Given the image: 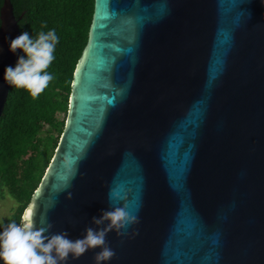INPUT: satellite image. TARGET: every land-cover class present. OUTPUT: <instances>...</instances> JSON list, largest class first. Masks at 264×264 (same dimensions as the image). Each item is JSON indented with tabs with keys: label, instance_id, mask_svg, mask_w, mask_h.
<instances>
[{
	"label": "water",
	"instance_id": "obj_1",
	"mask_svg": "<svg viewBox=\"0 0 264 264\" xmlns=\"http://www.w3.org/2000/svg\"><path fill=\"white\" fill-rule=\"evenodd\" d=\"M19 35L1 0L0 115ZM113 189L139 222L108 233L104 264H264V0H93L64 126L21 216L82 238Z\"/></svg>",
	"mask_w": 264,
	"mask_h": 264
},
{
	"label": "trees",
	"instance_id": "obj_2",
	"mask_svg": "<svg viewBox=\"0 0 264 264\" xmlns=\"http://www.w3.org/2000/svg\"><path fill=\"white\" fill-rule=\"evenodd\" d=\"M9 1L20 34L27 32L35 39L38 33L54 29L58 43L55 59L47 69L54 78L36 99L23 89L11 85L8 89L0 115V194L5 192L16 206L0 225V231L9 223H20L21 213L53 155L64 126L72 73L86 42L93 4V0ZM24 55L21 50L19 58Z\"/></svg>",
	"mask_w": 264,
	"mask_h": 264
},
{
	"label": "clouds",
	"instance_id": "obj_3",
	"mask_svg": "<svg viewBox=\"0 0 264 264\" xmlns=\"http://www.w3.org/2000/svg\"><path fill=\"white\" fill-rule=\"evenodd\" d=\"M57 43L54 29L38 33L35 39L25 32L11 40L9 50L20 49L25 55L17 60L15 67L5 68V81L36 99L54 78L47 69L55 59ZM71 196L69 192L67 198L71 199ZM123 198L120 191L110 190L111 210H102L99 217H92L91 223L96 227L85 228L83 237L75 240L68 239L65 231L46 235L52 224L41 220L38 226L30 208L23 213L19 224L9 223L0 231V261L3 264H67L69 256L75 260L85 252L99 248L93 258L94 264H104L115 255L106 241L108 233L126 235V230L139 222L137 216L126 211L127 206H116Z\"/></svg>",
	"mask_w": 264,
	"mask_h": 264
},
{
	"label": "rangeland",
	"instance_id": "obj_4",
	"mask_svg": "<svg viewBox=\"0 0 264 264\" xmlns=\"http://www.w3.org/2000/svg\"><path fill=\"white\" fill-rule=\"evenodd\" d=\"M58 118L61 119L62 115H58ZM15 206L14 201L5 192L0 194V225L10 217Z\"/></svg>",
	"mask_w": 264,
	"mask_h": 264
},
{
	"label": "built area",
	"instance_id": "obj_5",
	"mask_svg": "<svg viewBox=\"0 0 264 264\" xmlns=\"http://www.w3.org/2000/svg\"><path fill=\"white\" fill-rule=\"evenodd\" d=\"M1 231H3V230H1Z\"/></svg>",
	"mask_w": 264,
	"mask_h": 264
},
{
	"label": "snow or ice",
	"instance_id": "obj_6",
	"mask_svg": "<svg viewBox=\"0 0 264 264\" xmlns=\"http://www.w3.org/2000/svg\"><path fill=\"white\" fill-rule=\"evenodd\" d=\"M78 70V69H77Z\"/></svg>",
	"mask_w": 264,
	"mask_h": 264
}]
</instances>
